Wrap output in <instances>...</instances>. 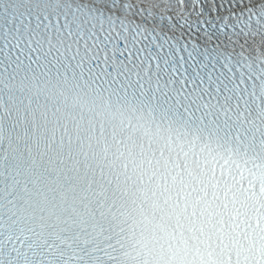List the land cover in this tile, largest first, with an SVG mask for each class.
<instances>
[{"label": "snow or ice", "instance_id": "1", "mask_svg": "<svg viewBox=\"0 0 264 264\" xmlns=\"http://www.w3.org/2000/svg\"><path fill=\"white\" fill-rule=\"evenodd\" d=\"M0 264H264V0H0Z\"/></svg>", "mask_w": 264, "mask_h": 264}]
</instances>
